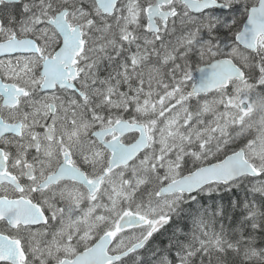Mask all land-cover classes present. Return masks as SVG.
<instances>
[{
	"label": "snow or ice",
	"instance_id": "6c2138e0",
	"mask_svg": "<svg viewBox=\"0 0 264 264\" xmlns=\"http://www.w3.org/2000/svg\"><path fill=\"white\" fill-rule=\"evenodd\" d=\"M0 264H264V0H0Z\"/></svg>",
	"mask_w": 264,
	"mask_h": 264
}]
</instances>
